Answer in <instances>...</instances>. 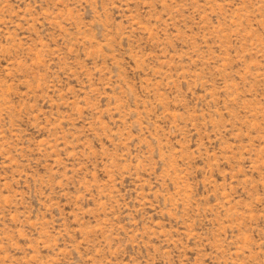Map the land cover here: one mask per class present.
Returning a JSON list of instances; mask_svg holds the SVG:
<instances>
[{"label":"rangeland","instance_id":"obj_1","mask_svg":"<svg viewBox=\"0 0 264 264\" xmlns=\"http://www.w3.org/2000/svg\"><path fill=\"white\" fill-rule=\"evenodd\" d=\"M0 264H264V0H0Z\"/></svg>","mask_w":264,"mask_h":264}]
</instances>
